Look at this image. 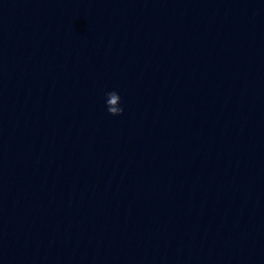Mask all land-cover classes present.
Segmentation results:
<instances>
[{
	"label": "water",
	"instance_id": "obj_1",
	"mask_svg": "<svg viewBox=\"0 0 264 264\" xmlns=\"http://www.w3.org/2000/svg\"><path fill=\"white\" fill-rule=\"evenodd\" d=\"M0 264H264V0H0Z\"/></svg>",
	"mask_w": 264,
	"mask_h": 264
},
{
	"label": "clouds",
	"instance_id": "obj_2",
	"mask_svg": "<svg viewBox=\"0 0 264 264\" xmlns=\"http://www.w3.org/2000/svg\"><path fill=\"white\" fill-rule=\"evenodd\" d=\"M117 90H112L109 92L110 95L112 94H116ZM111 115H120L122 114L125 109H124V106L122 105L119 109H116V110H107Z\"/></svg>",
	"mask_w": 264,
	"mask_h": 264
}]
</instances>
